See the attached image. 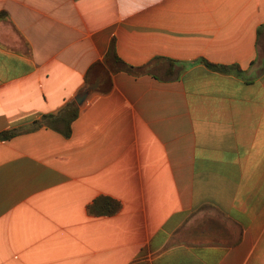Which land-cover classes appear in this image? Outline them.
Returning a JSON list of instances; mask_svg holds the SVG:
<instances>
[{"label": "crops", "instance_id": "0c3cea01", "mask_svg": "<svg viewBox=\"0 0 264 264\" xmlns=\"http://www.w3.org/2000/svg\"><path fill=\"white\" fill-rule=\"evenodd\" d=\"M89 88L69 138L35 127ZM15 129L0 264H264V0H0ZM100 196L121 211L90 215Z\"/></svg>", "mask_w": 264, "mask_h": 264}, {"label": "trees", "instance_id": "16d2710c", "mask_svg": "<svg viewBox=\"0 0 264 264\" xmlns=\"http://www.w3.org/2000/svg\"><path fill=\"white\" fill-rule=\"evenodd\" d=\"M108 62L112 63L113 67L117 71H126L132 75L139 76L142 74H152L154 65L146 64L143 66H132L125 62L116 52L115 44L113 43L106 55ZM209 68L221 72H230L236 70L239 72L241 69L239 66H227L217 65L209 61H203ZM175 64L173 61L170 62V67L167 69V75L174 73ZM81 112V106L77 105L76 102L68 105L58 115H45L41 119L35 122V127L40 128L43 126L50 127L54 130L59 131L65 137L69 138L72 134V124L79 117ZM19 134L18 130H7L0 133V142L10 140ZM122 209L120 201L109 197L100 196L88 207V212L92 216H112L119 213Z\"/></svg>", "mask_w": 264, "mask_h": 264}, {"label": "water", "instance_id": "95a60500", "mask_svg": "<svg viewBox=\"0 0 264 264\" xmlns=\"http://www.w3.org/2000/svg\"><path fill=\"white\" fill-rule=\"evenodd\" d=\"M90 91H91L90 88L89 89H86V90H84L83 92H81L80 94H78L76 96L75 101H76V103L79 106H82L85 103L86 99L88 98V96L90 94Z\"/></svg>", "mask_w": 264, "mask_h": 264}, {"label": "rangeland", "instance_id": "374dc122", "mask_svg": "<svg viewBox=\"0 0 264 264\" xmlns=\"http://www.w3.org/2000/svg\"><path fill=\"white\" fill-rule=\"evenodd\" d=\"M160 74H162V72L158 71Z\"/></svg>", "mask_w": 264, "mask_h": 264}]
</instances>
